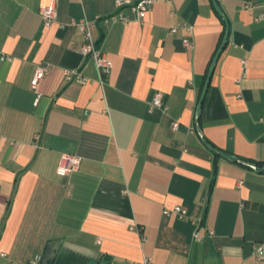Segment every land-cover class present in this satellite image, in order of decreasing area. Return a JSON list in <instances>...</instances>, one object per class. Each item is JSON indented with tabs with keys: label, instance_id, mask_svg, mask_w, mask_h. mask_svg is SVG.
I'll return each mask as SVG.
<instances>
[{
	"label": "crops",
	"instance_id": "0c3cea01",
	"mask_svg": "<svg viewBox=\"0 0 264 264\" xmlns=\"http://www.w3.org/2000/svg\"><path fill=\"white\" fill-rule=\"evenodd\" d=\"M50 1L0 0V264H264V171L213 152L196 122L226 31L212 0H155L143 21L116 0H55L45 26ZM218 3L230 32L199 126L264 167V0ZM111 14L130 21L92 29L112 62L101 84L71 22ZM179 24L193 31L171 32ZM66 70L86 81H66ZM158 92L166 110L152 108ZM63 154L80 156L79 170L58 174ZM176 205L188 217L164 213Z\"/></svg>",
	"mask_w": 264,
	"mask_h": 264
},
{
	"label": "built area",
	"instance_id": "2783aa9c",
	"mask_svg": "<svg viewBox=\"0 0 264 264\" xmlns=\"http://www.w3.org/2000/svg\"><path fill=\"white\" fill-rule=\"evenodd\" d=\"M155 0H116V5L118 7L128 6L138 17L140 20H144L147 14L152 10V6ZM40 15L42 17L43 23L45 26H50L56 18V1L51 0L48 4L44 5L40 9ZM99 20H103L106 23H115V22H123L128 23L130 18L127 15L119 16L118 14H111L109 16L100 17L98 16L95 21H90L87 18H81L79 20H73L71 23L73 25H77L81 32L84 34V42L80 47V51L82 55L90 57L96 64L99 81L101 84L105 83L106 76L110 73L112 68V62L109 60L107 53L102 49V47L96 42L93 37L92 29L97 26V22ZM185 28L187 31L192 32L193 27L188 24H179L173 28H171V32L175 33L179 30V28ZM183 44L186 48L193 47L194 43L192 39L189 37H185L183 39ZM245 62V61H244ZM49 67L47 65L41 64L39 65L34 75L31 79V87L33 90L37 92V101L40 98V93H38V88L41 80L48 73ZM65 80L66 81H77L83 83L86 81L83 74L74 70H66L65 71ZM152 108H163L166 110V107L163 104V96L162 93L158 92L155 94L152 100ZM180 123L178 121L172 122V128L174 130L179 129ZM36 138L39 136L36 135ZM81 165V157L75 154H63L61 157L60 165L57 169L58 174L62 176H66L73 171L79 170ZM165 214H176L180 218L188 217V211L186 208L176 205L172 209H165ZM196 230L194 232V239L201 240L202 236L199 234V229L202 223V219L199 218L195 220ZM210 234H213L211 231ZM255 255L259 259L264 258V243H261L255 247ZM41 256L36 255L32 260L31 264H37L40 261ZM133 264H154L151 257H146L142 262H137Z\"/></svg>",
	"mask_w": 264,
	"mask_h": 264
},
{
	"label": "water",
	"instance_id": "95a60500",
	"mask_svg": "<svg viewBox=\"0 0 264 264\" xmlns=\"http://www.w3.org/2000/svg\"><path fill=\"white\" fill-rule=\"evenodd\" d=\"M212 3L214 5V8L216 9V11L220 14V16L223 18L224 22H225V25H226V31H225V35H224V38H223V41L218 49V51L216 52L215 56H214V59L212 61V64L209 68V72H208V75H207V78H206V81H205V84H204V88H203V92L201 94V97H200V100H199V104H198V107H197V112H196V122H197V126H198V130L202 136V139L204 141V143L207 145L208 148H210L213 152L219 154L220 156L228 159V160H231V161H234V162H240L242 164H245L247 166H250L258 171H264V167H259L257 166L255 163L253 162H250V161H247V160H243L241 158H239L237 155H234V154H230L228 152H225L215 146H213L211 143H209L206 138L203 136L202 134V131L200 129V126H199V121H200V117H201V114H202V107H203V102H204V99H205V96H206V93L208 91V88H209V84H210V81H211V77H212V74L214 72V69H215V66H216V63L223 51V49L225 48L226 44H227V41H228V36H229V32H230V24H229V21L227 19V17L225 16L224 12L222 11L219 3H218V0H212ZM91 264H111L109 262H97V261H91Z\"/></svg>",
	"mask_w": 264,
	"mask_h": 264
}]
</instances>
